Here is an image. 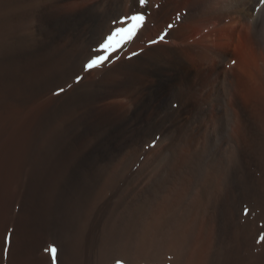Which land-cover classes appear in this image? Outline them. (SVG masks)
Segmentation results:
<instances>
[{"label":"bare ground","instance_id":"obj_1","mask_svg":"<svg viewBox=\"0 0 264 264\" xmlns=\"http://www.w3.org/2000/svg\"><path fill=\"white\" fill-rule=\"evenodd\" d=\"M55 232L59 264H264V3L0 0V264Z\"/></svg>","mask_w":264,"mask_h":264},{"label":"snow or ice","instance_id":"obj_2","mask_svg":"<svg viewBox=\"0 0 264 264\" xmlns=\"http://www.w3.org/2000/svg\"><path fill=\"white\" fill-rule=\"evenodd\" d=\"M261 3H264V0H261ZM131 19L133 21H136V20L143 21L144 16H142V15L133 16V17H131ZM129 27H132V26L130 25ZM169 27H171V25H169ZM126 31H127V29H125V28L115 27L114 30L111 32V35H108L105 38H102V41L98 43L97 54L93 55L86 62V64L84 65V70L89 71V70L94 69L95 67L102 66L104 63L108 62L109 59L112 56H114L118 51L122 50L123 47L126 46V44L130 41L131 37H129L128 40H125L122 43H120L117 48H112L111 51H109V48H110L109 41H111L113 36H115L117 33L126 32ZM160 38L163 39L164 37L161 36ZM79 79H80V77L78 76L77 80H79ZM60 91H63V89H60ZM245 211L247 212V209H245ZM261 239H264V237H261ZM9 242H10V238L6 237L5 238V247H4L5 253H7L9 251V248H8ZM46 251L50 252L52 259H53V264H55L56 253H57L56 247L50 246V248L46 249ZM117 264H122V262L117 261Z\"/></svg>","mask_w":264,"mask_h":264},{"label":"rangeland","instance_id":"obj_3","mask_svg":"<svg viewBox=\"0 0 264 264\" xmlns=\"http://www.w3.org/2000/svg\"><path fill=\"white\" fill-rule=\"evenodd\" d=\"M28 174H23V176H22V180L23 181H27L28 180ZM18 184H15V191H17V188H18ZM20 197V198H19ZM16 199H15V218H16V216L18 215V213H19V210H20V206H21V203H22V199H23V197H22V195H18V196H16L15 197ZM16 202H17V204H16ZM19 207V208H18ZM18 208V209H17ZM18 212V213H17ZM57 232H55V235H47L46 237H45V239L43 240V242L40 244V246L37 248V250H35V255H43L44 253L46 254V255H48V257H51L52 258V256H51V254L49 253V251H46V248L47 249H49L50 247L49 246H55L56 247V249H57V253H56V262H55V264H59V260H58V253H59V250H60V247H59V241H58V236H57V234H56ZM54 236V237H53ZM49 238V239H48ZM53 240H52V239ZM44 241H45V244H44ZM54 242H55V244H54ZM58 246V247H57ZM41 247V248H40ZM40 249H42V251L40 250ZM40 250V251H39ZM49 254H48V253ZM244 254H246V253H244ZM246 256V255H245ZM53 264V263H52Z\"/></svg>","mask_w":264,"mask_h":264}]
</instances>
